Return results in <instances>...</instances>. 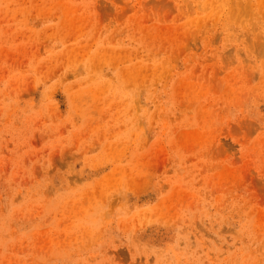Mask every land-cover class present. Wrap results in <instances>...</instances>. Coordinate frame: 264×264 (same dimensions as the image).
Wrapping results in <instances>:
<instances>
[{
	"label": "rangeland",
	"instance_id": "1",
	"mask_svg": "<svg viewBox=\"0 0 264 264\" xmlns=\"http://www.w3.org/2000/svg\"><path fill=\"white\" fill-rule=\"evenodd\" d=\"M0 264H264V0H0Z\"/></svg>",
	"mask_w": 264,
	"mask_h": 264
}]
</instances>
